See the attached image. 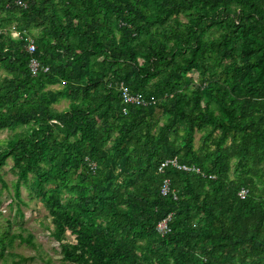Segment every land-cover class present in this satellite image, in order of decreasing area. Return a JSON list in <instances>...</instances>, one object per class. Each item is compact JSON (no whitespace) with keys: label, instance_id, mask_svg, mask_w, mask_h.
Listing matches in <instances>:
<instances>
[{"label":"trees","instance_id":"1","mask_svg":"<svg viewBox=\"0 0 264 264\" xmlns=\"http://www.w3.org/2000/svg\"><path fill=\"white\" fill-rule=\"evenodd\" d=\"M2 131L0 193L47 210L60 264H264V0H0Z\"/></svg>","mask_w":264,"mask_h":264},{"label":"rangeland","instance_id":"2","mask_svg":"<svg viewBox=\"0 0 264 264\" xmlns=\"http://www.w3.org/2000/svg\"><path fill=\"white\" fill-rule=\"evenodd\" d=\"M13 37H17L16 31L12 32ZM193 79L197 78V75L193 74ZM61 86L50 87L52 90H58ZM68 107V102L60 100L59 103L54 105V108L58 111H62ZM9 132H0V141L6 139L9 136ZM200 134L195 135L196 146L199 144ZM12 163L8 159L6 167L4 169V179L11 185V182L15 180L14 175L10 172ZM0 184V189H1ZM21 198L26 204H19L12 198V194L7 190H1L0 193V237L4 235V226L10 224L13 234L20 231H28L35 236V238L42 245V250L53 261L54 264H60V247L59 244L54 241L49 235L47 227H51V219L47 210L36 199L30 196L29 192L24 188L21 189ZM12 235V233H10ZM23 234V232H22ZM26 235V234H24ZM67 238L70 242H73V237L67 234ZM9 252L21 254L24 257H33L35 252L27 245L21 244L19 239H15L13 248L6 250L2 255L0 254V264H11L8 257ZM43 258H47L44 254ZM39 257V258H38ZM23 264H43L40 260V255L34 259L29 260Z\"/></svg>","mask_w":264,"mask_h":264},{"label":"built area","instance_id":"3","mask_svg":"<svg viewBox=\"0 0 264 264\" xmlns=\"http://www.w3.org/2000/svg\"><path fill=\"white\" fill-rule=\"evenodd\" d=\"M27 50L30 53H33V51L35 50V45H34L33 41H30V43L27 47ZM40 69H42L44 72L47 71L46 67L42 66L41 64H39L35 60H31V62H30L31 72L33 74H35ZM122 96H123V100H124L123 102L126 104H144L145 103L140 95H131V94H129V92L125 88H122ZM169 166L175 167V168L182 170V171H185V172H189V171L193 170L192 168L186 167L185 165H180L177 162L176 158L165 160V161L161 162L158 170H159V172H163L164 169L169 167ZM92 167L95 168V165L92 164ZM161 192L163 195L169 193V182H168V180H165L163 182V185L161 187ZM245 194H246V192L244 190H241L239 193V197L244 198ZM167 221H168V219H165L157 225V230L162 235L169 231V228L167 226Z\"/></svg>","mask_w":264,"mask_h":264}]
</instances>
